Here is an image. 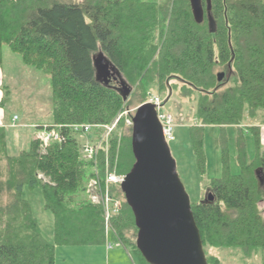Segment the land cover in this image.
Masks as SVG:
<instances>
[{"label": "trees", "instance_id": "trees-1", "mask_svg": "<svg viewBox=\"0 0 264 264\" xmlns=\"http://www.w3.org/2000/svg\"><path fill=\"white\" fill-rule=\"evenodd\" d=\"M203 3L205 22L198 24L190 0H0V68L7 47L26 67L50 77L54 122L47 127L61 126L66 135L45 150L36 138L29 149L11 155L7 131L0 128V264H57L58 247L106 245L105 210L91 202L89 185L103 182L108 169L130 173L136 163L133 128L121 120L107 159L97 137L90 135L88 152L66 127L110 125L154 92L196 102L199 125L191 126L190 140L202 175L205 128L222 131L223 172L209 189L215 200L207 196L192 204L208 263H222L209 250L233 249L248 264H258L253 260L259 256L264 264V184L256 174L262 170L264 176V0H211L215 34ZM102 65L114 82L107 84L106 74L99 78ZM230 67L233 78L220 83L219 73ZM10 96L4 87L0 108ZM229 127L238 132V175L231 169ZM248 134L254 137L253 157ZM26 188L42 191L55 220L53 243L42 233ZM112 192L122 208L110 231L136 264H149L137 247L139 230L122 187Z\"/></svg>", "mask_w": 264, "mask_h": 264}, {"label": "rangeland", "instance_id": "rangeland-1", "mask_svg": "<svg viewBox=\"0 0 264 264\" xmlns=\"http://www.w3.org/2000/svg\"><path fill=\"white\" fill-rule=\"evenodd\" d=\"M5 51L11 54L9 48L6 47ZM14 55L20 58L19 55ZM23 66L24 65H22V63L21 67L20 64L13 65L12 60L8 59L7 63L4 65L6 70V77L10 78V76H12L10 81L15 78L14 81L16 83L12 90L10 89V100L6 104L13 115L17 114V116L20 117V120L18 122H15V126H18V124L22 123L23 121L24 123L25 121H29L32 124L38 122V120L39 122H54V117L52 113L53 94L49 76L41 72L39 73L38 71H35V69ZM152 97L159 98L161 101H166V103H164L162 106V111L165 113H169L174 117L176 125L174 135L175 140L169 142V146L172 155L177 162L178 174L185 185L188 195L190 196L191 204L196 205L206 199L207 196L210 194L209 189L212 180L219 179L222 176V131L216 126H207L205 128V152L207 156V172L206 174L202 175L199 169L197 157L192 148L190 140L191 126L199 125V120L195 117L197 111L196 102H192L188 99L184 100L180 97L178 93H173L167 99L166 93L159 94L157 92H154L151 94V98ZM136 110L137 108L135 109L134 107H132L129 111H125L124 113L119 115L118 118L112 124H110L113 125L120 118L119 122H117L116 128L110 133V141L112 136L116 132H118L121 120L124 118L125 124L129 126L128 118L129 116H134ZM87 125H91L96 128H94L89 134L77 135V139L79 143L83 146V149L87 148V146L90 147L91 143L93 144L94 139L90 140V135L97 137L95 138V142L96 139H99L96 142L99 143L97 145L99 149L103 145L105 149V138L108 134V128H104V126L106 125ZM14 132V129H9L7 131V140L11 155H17L21 151L29 149L32 140H34L33 131H30L32 132V135L31 133L29 134L28 132H26L23 138L17 139H15L16 137H14L13 135ZM41 134L42 133L37 134V139ZM237 134V128H228L231 169L232 173L235 175L240 174V167L237 162ZM247 142L249 154L251 157H253L255 154V142L252 134L247 135ZM84 155L87 154L84 153ZM40 178L45 181H48V179L44 177V175H40ZM25 193L28 201L32 206L34 216L39 221L45 239L50 243H53L55 220L53 214L45 209V200L42 191L40 189L26 188ZM115 198L118 201L120 200L117 197ZM261 208L264 210V203L261 204ZM110 242L113 243L114 249L109 253L106 252L104 246L58 247V251L56 252L57 264H133V259L130 257L125 259L122 256V258L119 259L114 255V253L125 252L128 256V249L119 242L115 235H111ZM209 253L213 254L214 256H218L221 259V264H248L243 258V255L238 250L211 249L209 250ZM261 260L262 257L259 256L256 257L253 261L258 264H262Z\"/></svg>", "mask_w": 264, "mask_h": 264}, {"label": "water", "instance_id": "water-1", "mask_svg": "<svg viewBox=\"0 0 264 264\" xmlns=\"http://www.w3.org/2000/svg\"><path fill=\"white\" fill-rule=\"evenodd\" d=\"M190 2L196 22L203 24V0ZM207 2L210 33L215 34L217 24L211 17V0ZM231 78V67L229 74L218 75L220 83ZM132 128L136 163L121 187L135 215L139 251L149 264H209L190 196L178 174L157 106L147 102L137 108ZM256 174L264 184L263 171ZM207 199L215 200L212 193Z\"/></svg>", "mask_w": 264, "mask_h": 264}, {"label": "built area", "instance_id": "built-area-1", "mask_svg": "<svg viewBox=\"0 0 264 264\" xmlns=\"http://www.w3.org/2000/svg\"><path fill=\"white\" fill-rule=\"evenodd\" d=\"M150 103H153L157 106L159 119L163 125L164 128V135L166 137V140L169 142L175 140V120L174 117L169 114L162 111V101L159 98H150ZM120 118L117 120L119 122ZM19 118L16 116L13 119V124L15 125V122H18ZM117 122L113 125H106L104 128H108V134L105 138V151L107 154L108 159V151H109V142H110V133L114 131L116 128ZM128 125L133 127V118L129 116L128 118ZM48 125L44 127L43 130H41L42 133L38 140L41 142L44 149H46L48 146H50L53 143H62L66 140V135L62 134L61 126H55L53 128H48ZM66 128L72 129L77 134H89L91 131L96 128L91 125H74V126H67ZM88 147V146H87ZM95 147V146H94ZM88 152H91V149L86 148ZM126 175H121L118 173V171L115 169L114 171H110V169L107 170L106 176L104 181L102 182L100 179L93 180L89 185V196L90 199H92V203L94 204H101L105 210V219H106V225H107V238L109 236L110 226L113 218L118 215L121 212L122 204L120 200L118 201L112 192L113 186H122L123 182L125 181ZM107 246L109 249H112L114 247L113 244L107 240Z\"/></svg>", "mask_w": 264, "mask_h": 264}, {"label": "crops", "instance_id": "crops-1", "mask_svg": "<svg viewBox=\"0 0 264 264\" xmlns=\"http://www.w3.org/2000/svg\"><path fill=\"white\" fill-rule=\"evenodd\" d=\"M7 59L8 60H12V64L13 65L14 64H16V65H19L20 64V67H21V63H22V65H24L23 62H22L21 57L19 58L18 56H15L12 52H11V54H9V53H7L4 50V64H3V67L0 68V102H1L2 97H3V88L4 87H7V88H10L12 90V88L16 85V83L14 81L15 78L12 79V81H10V79L12 78V76H10V78H7L6 77V72H5L6 70H5L4 65L7 63ZM23 67H26V66L24 65ZM49 79H50V77H49ZM50 84H51V79H50ZM52 113H53V107H52ZM16 116H17V114H14L13 115L11 113V111L8 109L7 105L4 108H0V128L1 129H5L6 131H8L9 129H14L15 132H14L13 135H14V137H16L15 139H17V138H23L26 132H28L29 134L31 133V135H32V132H30V131H33V133H34V139H36L37 138L36 128L38 126H46V125H52L53 124V122L52 123L39 122V120H38V122H36L34 124L30 123L29 121H25V123H24V121H23L22 123L18 124V126L17 125L15 126L13 124V119ZM18 118L20 120V117H18ZM261 140H262V144L264 146V126L261 127ZM111 235H115V234L112 231L109 233V236L107 238V240H109V242H110ZM111 244H113V243H111ZM104 247H105L107 253L111 252L114 249V247L112 249H109L108 246H107V243H106V245ZM114 255L117 258H119V259H121L122 256L125 259H127L128 257H130V258L133 259V264H136L135 256L133 255V252H131L129 249H128V256H127V254L125 252H123V253H121V252L114 253Z\"/></svg>", "mask_w": 264, "mask_h": 264}, {"label": "flooded vegetation", "instance_id": "flooded-vegetation-1", "mask_svg": "<svg viewBox=\"0 0 264 264\" xmlns=\"http://www.w3.org/2000/svg\"><path fill=\"white\" fill-rule=\"evenodd\" d=\"M99 78H101V75L102 74H106L107 77H109V79H106L107 80V84H110L112 82H114L115 80L111 77V74L109 73V70L108 68H105L104 65H102L99 69ZM230 73V71H227V74ZM232 74V73H231Z\"/></svg>", "mask_w": 264, "mask_h": 264}]
</instances>
